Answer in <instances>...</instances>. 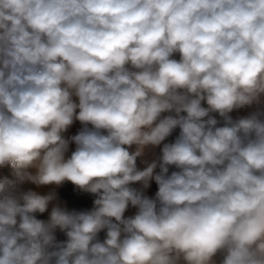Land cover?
Instances as JSON below:
<instances>
[{"label":"clouds","instance_id":"clouds-1","mask_svg":"<svg viewBox=\"0 0 264 264\" xmlns=\"http://www.w3.org/2000/svg\"><path fill=\"white\" fill-rule=\"evenodd\" d=\"M262 104L264 0H0V264H264Z\"/></svg>","mask_w":264,"mask_h":264},{"label":"rangeland","instance_id":"rangeland-1","mask_svg":"<svg viewBox=\"0 0 264 264\" xmlns=\"http://www.w3.org/2000/svg\"><path fill=\"white\" fill-rule=\"evenodd\" d=\"M175 58H177V59L179 58L178 54ZM261 107H264V104H262ZM253 110H254V107L253 108L240 109L238 111H234L233 113H231V115L235 119L238 117L247 116ZM214 115H216V114H214ZM217 119L218 120L220 119L218 115H217ZM80 128H81V125L77 121L73 124V126L68 130V132L65 135L66 136L75 135L80 130ZM178 133H179V129L175 130L173 132L172 136L167 138V140L165 142H172L175 139L176 135H178ZM161 147H162V145H161ZM74 148H75V145L71 144L69 147L68 155H70L71 151L74 150ZM159 153H160V147H157L154 150H152L151 152H149L144 157V159L151 161L156 156H158ZM137 164H138V167L141 169H143V167L145 166L144 164L140 163L139 159L137 161ZM173 170H175V169L170 167L169 171L171 172ZM156 172H159V168L156 169ZM3 177L12 178V170L10 168H0V178H3ZM22 187L24 190L32 189V190L38 191L41 194H45V193H47V191H49V188L47 186L37 189L35 185L27 184V183L24 184ZM133 187H139V185H133ZM157 190H158V186L156 185L155 181L153 180L150 183V187L145 190V195H147L149 197H154ZM57 192H58V196H59V202L62 205L67 206L70 209L74 208L76 210H86V209H90L92 207V199L93 198L88 194L76 192L70 183H67L63 187L57 189ZM49 211H50V209H49ZM135 212H136V209L130 208L128 211H126L125 216H132L135 214ZM37 218L46 220L48 218V213L46 212L44 214H37ZM99 238L101 241H103V239L105 238L104 232H101L99 234ZM57 239L65 240L66 237L62 233L57 232Z\"/></svg>","mask_w":264,"mask_h":264}]
</instances>
